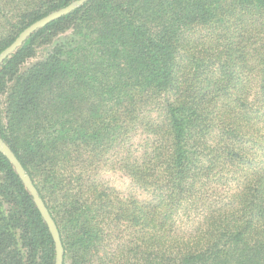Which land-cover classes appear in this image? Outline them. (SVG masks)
<instances>
[{"label":"trees","instance_id":"trees-1","mask_svg":"<svg viewBox=\"0 0 264 264\" xmlns=\"http://www.w3.org/2000/svg\"><path fill=\"white\" fill-rule=\"evenodd\" d=\"M77 1L0 0V55ZM0 139L64 264H264V0H86L0 63ZM119 152L145 200L100 178ZM55 263L0 150V264Z\"/></svg>","mask_w":264,"mask_h":264},{"label":"water","instance_id":"water-1","mask_svg":"<svg viewBox=\"0 0 264 264\" xmlns=\"http://www.w3.org/2000/svg\"><path fill=\"white\" fill-rule=\"evenodd\" d=\"M86 0H79L68 7L59 10L57 12L51 13L45 18L35 22L30 27L25 29L19 37L7 48L3 51V53L0 55V63L6 59L9 55L14 53L18 48H20L29 37L32 36L37 30L44 28L51 22H54L56 20H59L63 16L67 15L71 11H73L75 8L82 5ZM0 150L4 153V155L9 159L11 164L15 167L17 174L23 181L25 187L30 192V194L33 196L34 201L42 214L45 222L47 223L49 230L52 234V237L55 242L56 246V263L55 264H64V248L61 241V236L58 230V227L53 220L50 212L48 211L46 205L44 204L43 200L40 198L38 191L36 187L34 186L32 179L28 174H26V171L24 170L22 164L19 162V160L16 158L12 150L0 139Z\"/></svg>","mask_w":264,"mask_h":264},{"label":"rangeland","instance_id":"rangeland-1","mask_svg":"<svg viewBox=\"0 0 264 264\" xmlns=\"http://www.w3.org/2000/svg\"><path fill=\"white\" fill-rule=\"evenodd\" d=\"M66 35H70V31L64 34H58L54 39H51L53 42L52 44L50 42L46 44L40 43L36 47L35 55L26 61V63L22 66V70L25 71L32 65L43 61L53 50L56 43L62 41ZM144 137L140 136L139 133L132 141V152L137 156L144 153ZM122 156L123 154L121 152L110 156L108 163L105 162L107 165L99 172V176L120 195L124 197H135L136 199L143 201L148 198V195L139 190L138 187L131 181V178L121 170ZM185 219L187 220V218L183 219L184 224L186 223Z\"/></svg>","mask_w":264,"mask_h":264}]
</instances>
